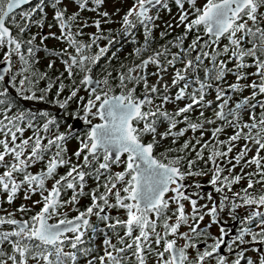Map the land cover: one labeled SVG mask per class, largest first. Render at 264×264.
<instances>
[{
    "label": "snow or ice",
    "instance_id": "6c2138e0",
    "mask_svg": "<svg viewBox=\"0 0 264 264\" xmlns=\"http://www.w3.org/2000/svg\"><path fill=\"white\" fill-rule=\"evenodd\" d=\"M28 4L0 0V80L7 76L0 88V193L6 205L21 192L23 200L39 198L0 210V264H264V0H133L115 20V35L101 24L113 23L120 9L101 10L104 0ZM46 6L59 35L40 34L36 43L29 29L43 27ZM162 12L169 19L158 24ZM89 27L95 32L83 31ZM49 37L64 47L44 46ZM121 39L131 52L113 67L122 48L108 53ZM40 51L58 58L63 73L36 69ZM54 85L50 103L60 117L17 107L15 97L44 101ZM81 88L86 100L77 98ZM68 116L83 127L69 123L61 131ZM203 176L206 194L194 179ZM84 197L89 202L78 207ZM223 213L238 222L230 236ZM212 224L220 225L218 236Z\"/></svg>",
    "mask_w": 264,
    "mask_h": 264
},
{
    "label": "flooded vegetation",
    "instance_id": "af4514ba",
    "mask_svg": "<svg viewBox=\"0 0 264 264\" xmlns=\"http://www.w3.org/2000/svg\"><path fill=\"white\" fill-rule=\"evenodd\" d=\"M39 2H40V0H29V4L28 5H25L24 7H33V6H35ZM132 2H133V0H104V4H103V7H102L101 10L108 11L107 8H109V9H112V10L111 11H108V12L109 13H112L113 11H115L116 8H119L120 11H119V13L116 14V16H113L112 17L113 23H111V24H103L102 23L101 24V28L102 29L111 28L113 30V35H115V30L118 27V25L115 23V20L120 15H122L123 12L126 11L128 7L131 6ZM196 2L199 5V4H201L203 2V0H196ZM73 10H74L73 7H70L69 8V12H71ZM52 11H53L52 8L46 6L45 7L46 17H45V21H44L43 27L41 28L39 26H33V27H31L29 29V32H35V33H37L36 43L39 42V36H40V34L47 35V33L49 31H52V32L56 33L57 35H59V29L55 26L54 22L51 19V17H52ZM176 12H177V9L173 5L172 6V13H173V15H175ZM81 15L82 16H87L89 18H94V16H95L94 13L87 12V11L82 12ZM38 16H39V14L37 13V14H35V17L34 18H38ZM101 19H103V18H101ZM168 19H169L168 14L162 12L161 13V21H157L156 23L160 24L162 21H166ZM48 23H53L52 29H49L48 28ZM182 30H183L182 29V26H181V28L173 27L171 29V36L178 35ZM83 31L85 33L95 32V29L89 27V28L84 29ZM153 35L155 36V35H157V33L154 32ZM137 36L140 37V38H142L141 32L139 30L137 31ZM171 36H167V37H165V39H169V38H171ZM79 38L80 39H84L85 41H87L86 36L79 37ZM190 40H191V34H189L188 38L184 41L185 45H187V43ZM162 42L163 41H161V43ZM104 43H106V41H104V40H101L100 41V44L101 45H103ZM221 43H224V41L222 40ZM44 46H47L48 48H50L52 50H59L60 48L64 47V45L61 42H59V41H57V40H55V39H53L51 37H49L48 39L45 40ZM117 47L122 48V50L119 53H117L116 58L112 61V66L113 67L116 66V64H117L118 61H124L125 60V54L131 52L132 45L131 44H125L124 41H123V39H121L120 42H119V44H116V45L112 46V50L108 53V55H111V52L112 51H115V49ZM93 52H95V48H93ZM43 53H44L43 51H40L39 52V55H42L43 56ZM43 59H44V61H47V60H53L54 61L53 62V66L51 68V74H50L49 77H55L58 73H63V65L61 64V62H60V60L58 58L48 55V56H46V58H43ZM0 60H2V52H0ZM127 60H128V62H131V56H128L127 57ZM17 64L18 63H17L15 57H13V70H15ZM104 65H105V58H102L99 61V65L97 66V68L93 72L94 78L96 77V73L100 71V67L101 66H104ZM247 71L251 72V71H253V69L249 68V69H247ZM52 72H53V75H52ZM63 78H64V83L66 85L70 83V81L67 79V74L66 73H64ZM152 79H154V78H150V82H151ZM249 79H252V78L249 77ZM232 80H233V77H231V76H228L227 77V81L229 83H231ZM244 82H247V81H244ZM6 83H7V77H5L4 80H0V86H1L0 88L6 86ZM44 86H45V84H44ZM9 90H10V93L13 96H15L14 90L11 89V88ZM67 91H68L67 88H65L63 90V92L61 93V98H63V96H66L67 95ZM245 94H247V91L245 92ZM36 95H40V93L37 91L36 92ZM54 95H55V85H54L53 89L50 90L49 94L47 95V97H46V99L44 101L31 100V99H23L21 97H15V100H16L17 104H19L21 106V108H24V106H26L30 110H41V109H43V110L48 111L52 115H55L57 117H60L61 110L57 106H54V105H52L50 103V101L52 100V97ZM79 96H84L85 100L87 99V95H86V92H85L84 89L81 88L79 90V93H78V97L77 98H79ZM206 98L207 99H210L211 96H208ZM183 102L184 101H181V104ZM169 107H171V105H169ZM75 109H76V103H75V100H73L72 102L69 103L67 110L69 112H71L72 110H75ZM13 111H15V110L13 109ZM257 111H259V110L257 109ZM195 113H196V110L194 109L193 110V113H192L193 118L195 117ZM207 115H209V111H205V116H207ZM244 119L247 120V113L244 114ZM69 123L74 124V126L77 127V128H82L83 127L82 122H80L78 120L73 121L72 117L71 116H68L67 118H65V121L64 122L60 123V126H59L60 127V130L61 131H65L66 128H67V125ZM231 131H232L231 129H227L226 130V132L228 134H231ZM29 134H30V132L28 130H26L25 133H24V135H26V136H28ZM190 135H191V133H186L184 138H187ZM205 138H207V133H206ZM220 138L221 139L224 138V134L223 133L221 134V137ZM240 143L242 144L243 141L241 140ZM75 146H76V141L73 139L68 144L69 151L74 150V147ZM238 147H239V145H237V149H234L232 155L235 154V150H238ZM262 154H264V153H262ZM248 155L249 156L252 155V152H249ZM38 167H40V165H37L36 167L32 168L31 170L32 171H36ZM113 170L115 171L116 169L114 168ZM249 170H251V169H248V168L245 169V171H249ZM59 171L60 172H63V171H65V169L61 168ZM233 171L235 173V172L239 171V168H236ZM194 179L197 180L201 184V189L200 190L202 192H204L205 194L211 190V186H209L207 184V180L209 179V176L195 177ZM187 182H190V181H186V183ZM93 183L94 182L91 179H89V181H88V187L89 188L92 187L93 186ZM245 183H246V180H241L238 184H236V185L233 186V191L238 190L240 187L244 186ZM50 184H51V181H48V186H50ZM70 194L71 193L69 192L68 195H70ZM22 196H23V193L21 192V194L13 201V203L11 205H6V204L3 203L4 194L0 193V210L6 209V208L9 209V210H11V209L15 208L20 203H24L27 206V205H30L31 204V201L32 200H36V199L39 198L38 195H33V196L30 197V199L23 200L22 199ZM214 197H215V194H214ZM63 198L66 199L67 197L65 196ZM88 202H89V200H88L87 197L81 198L78 201V207L86 206V204ZM188 207L189 206H188L187 202H185V208H186V210L188 209ZM68 215L69 216L75 215V212H68ZM93 219H94V217H93ZM209 219L210 218L208 216H205L204 217V220L201 222L202 226L208 225L209 224ZM225 221H226V223H225ZM221 223H224L225 231L228 233L229 236L232 235V234H234L235 227L237 226L238 222L232 221L229 217H227V213H223L221 215ZM219 227H220L219 224H212L209 227V231L212 234L218 236L219 235ZM184 230H185V228L182 226L180 228V231H184ZM178 243H180V242L178 241ZM250 246H251V244L250 245H246L245 248L247 249ZM219 251L223 252V247H221V249ZM189 253L191 255V250H189ZM246 255L255 257L257 255V253H252L251 251H246ZM149 264H152V260H149Z\"/></svg>",
    "mask_w": 264,
    "mask_h": 264
},
{
    "label": "trees",
    "instance_id": "16d2710c",
    "mask_svg": "<svg viewBox=\"0 0 264 264\" xmlns=\"http://www.w3.org/2000/svg\"><path fill=\"white\" fill-rule=\"evenodd\" d=\"M37 56H38V62L36 63V65H35V68L36 69H38V70H40V71H44V72H47V74L50 76V74H51V68H48L47 67V61H44L43 62V58H46V56H48L47 54H45V53H43V56L42 55H39V52L37 53ZM18 63V62H17ZM53 66V65H52ZM52 75H53V72H52ZM46 83V81H40L39 82V85H38V87L39 88H43V86H44V84ZM1 87V86H0ZM16 105H17V107H20L21 108V106L19 105V104H17V102H16ZM23 107V106H22ZM24 108H27L26 106H24ZM15 110V109H14ZM26 136V135H25Z\"/></svg>",
    "mask_w": 264,
    "mask_h": 264
},
{
    "label": "rangeland",
    "instance_id": "374dc122",
    "mask_svg": "<svg viewBox=\"0 0 264 264\" xmlns=\"http://www.w3.org/2000/svg\"><path fill=\"white\" fill-rule=\"evenodd\" d=\"M107 10H108V11H111L112 9L107 8ZM90 28H91V27H90ZM43 62H44V60H43ZM17 65H18V64H17ZM17 65H16V66H17Z\"/></svg>",
    "mask_w": 264,
    "mask_h": 264
},
{
    "label": "water",
    "instance_id": "95a60500",
    "mask_svg": "<svg viewBox=\"0 0 264 264\" xmlns=\"http://www.w3.org/2000/svg\"><path fill=\"white\" fill-rule=\"evenodd\" d=\"M7 77V76H6Z\"/></svg>",
    "mask_w": 264,
    "mask_h": 264
}]
</instances>
